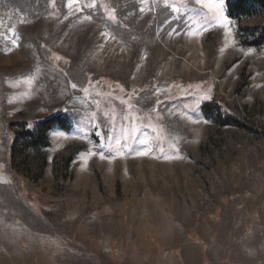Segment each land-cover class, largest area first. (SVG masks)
I'll list each match as a JSON object with an SVG mask.
<instances>
[{"label":"rangeland","instance_id":"obj_1","mask_svg":"<svg viewBox=\"0 0 264 264\" xmlns=\"http://www.w3.org/2000/svg\"><path fill=\"white\" fill-rule=\"evenodd\" d=\"M225 1L0 0V264H264V12Z\"/></svg>","mask_w":264,"mask_h":264},{"label":"trees","instance_id":"obj_2","mask_svg":"<svg viewBox=\"0 0 264 264\" xmlns=\"http://www.w3.org/2000/svg\"><path fill=\"white\" fill-rule=\"evenodd\" d=\"M226 14L233 20L255 16L257 13L264 12V0H226ZM242 32L246 40L243 45L259 47L264 45V24L252 27H242ZM203 115L218 127L232 126L245 131H252V128L234 117L222 104L208 103L202 107ZM55 124L62 129L69 130L70 124L61 114H57ZM54 124L53 119H45L36 123L32 128L23 124L20 130V150L26 159L29 153L34 154L39 159L38 177L41 178L46 167V159L43 155H38L41 149L49 145L47 132ZM72 156L62 157L53 161V170L56 179L59 178L58 171L63 172L70 165ZM27 163V162H26ZM29 172V171H28Z\"/></svg>","mask_w":264,"mask_h":264},{"label":"snow or ice","instance_id":"obj_3","mask_svg":"<svg viewBox=\"0 0 264 264\" xmlns=\"http://www.w3.org/2000/svg\"><path fill=\"white\" fill-rule=\"evenodd\" d=\"M73 87H75V85H73Z\"/></svg>","mask_w":264,"mask_h":264}]
</instances>
